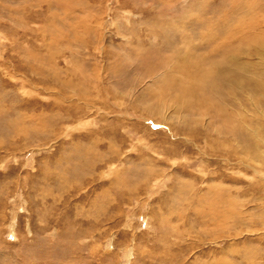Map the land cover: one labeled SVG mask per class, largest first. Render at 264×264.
Returning <instances> with one entry per match:
<instances>
[{"label":"rangeland","instance_id":"obj_1","mask_svg":"<svg viewBox=\"0 0 264 264\" xmlns=\"http://www.w3.org/2000/svg\"><path fill=\"white\" fill-rule=\"evenodd\" d=\"M0 264H264V0H0Z\"/></svg>","mask_w":264,"mask_h":264}]
</instances>
